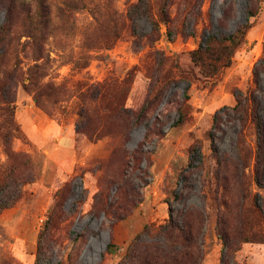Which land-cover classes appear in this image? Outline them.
I'll return each instance as SVG.
<instances>
[{
    "label": "trees",
    "instance_id": "obj_1",
    "mask_svg": "<svg viewBox=\"0 0 264 264\" xmlns=\"http://www.w3.org/2000/svg\"><path fill=\"white\" fill-rule=\"evenodd\" d=\"M116 0H0L5 19L0 23V142L6 160L0 163V214L14 207L26 192L25 186L36 179L32 155L16 150L14 139L24 135L15 118L16 90L22 84L34 92L37 104L57 103L59 95L78 99L76 132L97 141L109 137L112 150L107 159H100L98 170L110 176L96 195L94 212H103L113 221L126 219L137 207L139 196L129 171L141 170L143 160L151 168L152 152L141 147L128 154L126 144L132 131L144 125L145 140L161 134V128L149 125L151 108L161 101L180 82L186 84L177 99L178 119L171 127L186 124L191 115L190 87L200 79L211 85L220 81L232 65L238 48L246 41L248 31L255 25L263 9L264 0H247L245 20L229 33L209 32L202 43L190 51L193 69H184L179 61L157 47L165 34L169 41L177 36H195L203 19L204 0H127L126 13L115 6ZM175 10V14L174 11ZM89 18L81 22L79 15ZM226 13V11H225ZM224 13V15H225ZM209 18L211 12H208ZM227 16V14H226ZM141 20H147L150 29H141ZM165 27V31H163ZM211 22L204 27L210 31ZM164 32V33H163ZM124 33L131 37L135 52L149 48L145 62L148 94L140 109L127 105L131 85L140 67L129 69L122 79L108 78L97 84L75 79L72 87L44 82L49 70L57 63L60 68L70 65L73 72H82L94 57L93 52L108 50ZM79 36L76 52L70 49V38ZM57 50V57L51 52ZM21 52L33 64L26 75L20 72ZM25 80H28L26 82ZM235 104L227 108L238 121L234 155L222 153L215 140L220 129L221 115H213V124L207 131L210 153L196 140L188 148V163L179 170L178 184L173 197H166L168 217L160 224L148 223L136 234L117 264H200L204 255L205 231L212 216L215 232L222 248L219 264H240L237 252L245 243L264 244V42L263 54L253 67V85L246 90L233 89ZM254 134L255 143L249 141ZM196 162H199L196 164ZM200 174L202 206L174 207L186 201L192 188L191 172ZM116 187L114 200L109 190ZM75 184L70 182L55 194L37 237L35 264L47 263L46 244L54 240L60 223L70 218L65 210L73 197ZM109 243L107 253L118 250ZM0 264H15L5 259ZM47 264H50L49 262ZM57 264H72L60 260Z\"/></svg>",
    "mask_w": 264,
    "mask_h": 264
},
{
    "label": "rangeland",
    "instance_id": "obj_2",
    "mask_svg": "<svg viewBox=\"0 0 264 264\" xmlns=\"http://www.w3.org/2000/svg\"><path fill=\"white\" fill-rule=\"evenodd\" d=\"M135 1V0H131ZM127 0H116L115 6L122 14L126 13ZM247 0H204L203 19L199 23L196 35L177 36L169 41L165 34L157 43L171 60L176 58L184 69H193L200 77L190 57V51L197 48L209 32L229 33L245 20ZM174 14H175V10ZM211 12L209 18L208 12ZM226 11V13H225ZM225 13V15H224ZM227 14V16H226ZM81 22L88 16L80 14ZM5 19V10L0 5V23ZM211 22L210 31L204 29ZM141 29L148 31L147 20H141ZM165 31V27H163ZM164 33V32H163ZM79 36L70 38V49L76 52ZM264 42V4L255 25L248 31L246 41L238 48L232 65L225 71L216 85H211L200 77L190 87L192 111L189 121L180 127H171L178 119L177 99L186 88L184 82L173 86L171 91L158 101L150 110V126H159L161 134H153L145 140L144 125L135 128L126 144L128 154L142 148L151 151L153 164L148 167L143 160L141 170L129 171L133 183L140 193L136 209L124 220L113 221L103 212H94L96 195L104 189L103 183L110 176L105 170H98L100 159H107L112 150V141L106 137L90 141L76 132L78 120V99L59 95L57 103L45 101L43 108L37 104L35 93L25 90L19 84L16 90L15 118L19 123L24 138L14 139L16 150L29 152L35 163L36 179L25 186L24 197L12 208L0 214V263L12 259L15 264H35L37 237L45 221L56 192L64 185L75 184L74 195L65 205L70 218L60 223L54 240L46 244L47 261L57 264L60 260L72 264H117L127 246L136 234L148 223L160 224L168 217L166 197H173L175 189H182L178 184L179 170L188 163V148L196 140L201 141L206 154L210 153V140L207 131L213 124V115L220 114V129L216 130L215 140L222 153L234 155V144L238 121L228 107L235 104L233 89L246 90L253 85V67L263 54ZM149 48L135 52L131 37L124 33L114 46L99 53L93 52L90 64L76 73L70 65L60 68L57 63L49 70L44 82L53 80L56 84L66 83L72 87L75 79L90 84H97L108 78L122 79L127 71L140 67L131 85L127 105L138 110L148 94V81L145 62ZM53 50L52 57H57ZM20 72L27 73L33 62L20 55ZM28 82V80H25ZM264 115V112L262 111ZM50 128L46 131L44 128ZM55 125V127H53ZM68 139H72L68 143ZM249 141L254 144V134H249ZM6 160L3 145L0 142V163ZM199 162H196L198 164ZM200 174L197 169L191 172V186L184 202L174 203V207L186 205L202 206ZM116 187L109 190V200H114ZM116 243L118 250L107 253L109 243ZM222 243L215 232V217L212 216L205 231L204 255L200 264H219ZM240 264H264V244L245 243L236 254ZM47 262V263H48ZM43 262V264H47Z\"/></svg>",
    "mask_w": 264,
    "mask_h": 264
},
{
    "label": "crops",
    "instance_id": "obj_3",
    "mask_svg": "<svg viewBox=\"0 0 264 264\" xmlns=\"http://www.w3.org/2000/svg\"><path fill=\"white\" fill-rule=\"evenodd\" d=\"M53 127H55V125H53ZM49 128H50V125H49L48 127L44 128V129L47 131ZM71 140H72V139H68V143H70Z\"/></svg>",
    "mask_w": 264,
    "mask_h": 264
}]
</instances>
